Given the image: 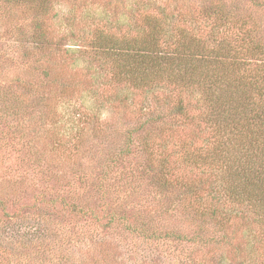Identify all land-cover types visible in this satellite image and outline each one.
<instances>
[{"label": "rangeland", "instance_id": "rangeland-1", "mask_svg": "<svg viewBox=\"0 0 264 264\" xmlns=\"http://www.w3.org/2000/svg\"><path fill=\"white\" fill-rule=\"evenodd\" d=\"M51 1L44 27L60 42L61 55L48 63L28 50L35 13L0 0V264H214L218 250L186 240L203 233L182 191L158 186L146 167L166 159L170 180L203 184V161L196 157L203 156V139L214 141L203 127L206 109L198 96L173 90V104L182 99L186 116L169 126V105L162 126L128 136L139 127L133 111L157 109L154 98L165 92L142 104L143 93L131 96L127 85L112 79L93 41L101 31L122 37L126 24L118 28L116 20L128 9L138 25L144 16L165 15L180 28L195 19L208 31L203 12L211 3L264 36V0ZM239 34L229 30L221 38L235 45ZM126 97L134 102L130 110ZM221 191L218 185L213 196ZM225 206L234 217L226 234L246 239L248 230L256 231L261 247L255 250L264 254V228H256L252 216L240 219L250 216L247 208ZM248 220L254 228L245 227ZM143 230L173 232L182 240L144 239Z\"/></svg>", "mask_w": 264, "mask_h": 264}, {"label": "trees", "instance_id": "trees-1", "mask_svg": "<svg viewBox=\"0 0 264 264\" xmlns=\"http://www.w3.org/2000/svg\"><path fill=\"white\" fill-rule=\"evenodd\" d=\"M1 1L10 6L29 7L35 13V32L28 50L33 55H39L43 61L53 63L56 56L61 55V44L53 41L44 27L52 1ZM121 18L116 20L118 28L123 24L127 27L122 37L101 31L97 32L93 41L94 49L105 61L103 66L109 67L116 83L128 86L131 96L136 94L135 91L143 93L142 104L155 92H165L160 99L154 98L158 103L157 109L146 111L147 108L142 107L138 112L133 111L140 118L139 127L128 136L143 128L162 126L166 119H170L162 112L169 105L172 106L168 112L171 115L169 126L174 125L175 117L186 116L182 99L173 104V90L190 97L198 96L206 109L203 127L211 133L214 141L203 139V156L196 157L203 161V184L170 180V167L166 159L157 166L146 165L158 186L182 191L187 208L196 217L203 237L185 239L190 244L198 243L218 250L213 254L216 260L214 264H253L255 257H258L260 264H264L259 254L264 255L263 250L256 252L254 246L261 247L259 234L248 230L246 239L238 233L227 235V223L234 217L232 211L224 209L225 204L236 205L239 207L237 209L242 206L247 208L250 216L241 213L240 219L246 221L252 216L250 219L255 220L256 228L263 230L264 36L255 27L246 28L248 23L244 18L235 20L239 17L217 3H211L210 8L203 12V18H207L211 24L208 31L207 27L202 30L198 28L195 19L188 21L189 28H180L172 17L165 15L161 18L144 16L138 25L132 9H128ZM229 30L240 33L239 42L235 45L227 42L226 37L221 38ZM45 76L48 74L45 73ZM125 101V108L130 110L134 102H130L129 97ZM142 148L148 158L150 153L145 144H142ZM131 152L126 149L125 155ZM218 185L223 195L216 193L213 196ZM251 220L245 227L254 228L249 227ZM123 222L127 226L126 220L123 219ZM138 229L130 231L136 232ZM140 234L141 238L152 241L182 240L173 232L157 234L143 230ZM220 249L227 250L228 255L223 256Z\"/></svg>", "mask_w": 264, "mask_h": 264}]
</instances>
